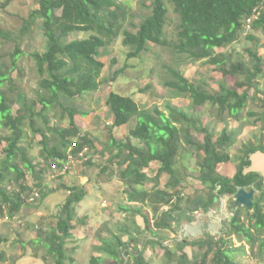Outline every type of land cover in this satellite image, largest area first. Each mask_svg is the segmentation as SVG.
Masks as SVG:
<instances>
[{
	"label": "trees",
	"instance_id": "16d2710c",
	"mask_svg": "<svg viewBox=\"0 0 264 264\" xmlns=\"http://www.w3.org/2000/svg\"><path fill=\"white\" fill-rule=\"evenodd\" d=\"M12 1L14 0H7V4ZM38 3L39 9L24 20L20 34L0 30V39L9 41L13 36L20 39L30 34L34 27L40 25L46 40L44 53L31 54L40 78L36 100L31 104L25 103L23 109L16 114L10 104L11 100L3 90L12 79L9 74L0 72V120L2 126L10 133L3 138L7 144L4 150L5 161L0 165V197L3 200L0 214L8 219H15L27 204H34L30 202L34 193L40 194L38 200L44 199L40 189L46 168L38 171L28 155L27 148L22 146L26 138V121L33 132L42 137L40 157L49 169L62 170L69 162V156L79 157L86 148L89 150L93 147L88 134H83L77 124V117H87L89 113L66 107L60 99L64 97L74 102L84 94L99 90L102 86L99 79L104 69V63L100 59L120 34H123L124 46L130 50L129 59L139 58L147 52V46L153 44L171 48L187 60L203 61L206 65L216 67L224 77L241 80L234 88L223 84L217 94H210L201 86L191 83L180 71L170 68L169 73L173 79L166 83V87L188 96L195 108L211 105L219 110L221 116L238 119L252 98V90L264 103V88L260 89L258 85V81L264 76V60L260 54L251 51L252 64H249L234 62L232 55L216 51L226 49L241 39L245 34L246 21L253 16L255 10L259 16L252 23V29L264 30V0H153L148 7L150 14L141 21L135 33L123 29L127 18V4L119 3V0H38ZM169 8H172L180 21L177 38L173 42L166 35ZM74 34L90 36L68 41L69 36ZM249 39L254 40V37ZM22 54L23 51L17 45L11 55L12 69L17 68ZM119 74L121 71L116 72L112 80ZM39 105L40 109L37 108ZM107 105L114 117L112 128H121L136 120L135 128L130 131L125 141H117L113 137L111 139L113 147L117 150V153L112 155V160H119L120 166L127 164L121 177L129 187L128 202H148L168 208L161 216L153 219V224L141 210H134L135 214L142 216L145 231L150 232L151 236L157 237L158 232H178L183 221L192 222L194 218L187 215L185 206L195 212L203 210L209 213L217 199L232 196L241 188L255 189L258 192L253 206L248 209L252 211L250 224L244 223L243 211L238 210L228 223L227 231L217 241L209 237L191 243L184 240L177 242L175 253L169 254L172 262L187 264L186 249L192 246L205 251L202 253V259L193 264H208V257L214 252V248L216 253L212 259L213 264H237L232 256L241 249L229 247L232 245L233 236L239 242H246L252 250L256 246H259L260 251L264 250V180L251 168V155L264 153V146L246 147L237 173L230 178L220 175L218 171L221 165L232 162L230 150L235 146L236 137L227 129L215 138L208 128L199 127L198 121L182 109L167 104L166 111L155 108L152 113L142 109L131 97H123L114 92L110 93ZM55 107L61 108L68 116L69 126L65 129L47 128L51 134L49 137L37 127V119H41L44 125L48 126V111ZM193 131L203 135L202 144L195 142ZM132 139L140 144H133ZM183 140L195 154L204 155L199 162L198 181L205 191L201 195L198 194L195 203L191 200L187 205H183L184 193L181 192L184 182L175 170ZM74 144L76 146L69 151ZM18 160L35 176L39 189L28 185L26 172L20 169ZM152 163H158L160 167L156 174L150 177L146 170L150 169ZM164 174L170 179L166 187L161 189L160 179ZM10 181L16 183L17 190L8 193L7 189L1 186ZM147 184H152L150 190H140ZM68 192L63 210L64 217L59 218L56 229L48 234L45 241L43 237L46 234L40 230L39 239L34 242L45 247L47 257H54L55 264L73 261L68 259L64 250L65 241L75 229L72 222L76 217V204L82 202L87 195L84 189L78 187L69 188ZM174 223L178 228L174 227ZM121 230L128 236L131 235V242L135 240L128 229ZM129 246V243L118 236H114L112 240L103 239L98 251L109 261L101 257L93 258L92 263L125 264L123 253L130 254ZM132 257L134 264H148L140 250H136Z\"/></svg>",
	"mask_w": 264,
	"mask_h": 264
},
{
	"label": "rangeland",
	"instance_id": "374dc122",
	"mask_svg": "<svg viewBox=\"0 0 264 264\" xmlns=\"http://www.w3.org/2000/svg\"><path fill=\"white\" fill-rule=\"evenodd\" d=\"M123 2L127 4V18L123 29L135 33L141 21L150 14L151 11L148 7L153 0H119V3ZM38 9V0H14L10 4H7V0H0V30L20 34L24 20ZM179 23L178 16L174 14L172 8H169L166 35L171 42L176 41ZM89 36L90 34H74L69 36L68 41L81 40ZM249 37H254V40ZM123 40V34H120L100 59L104 63V69L99 79L102 82L99 90L84 94L74 102L64 97L60 99L66 107L77 108L89 113L87 117H77V124L82 133L88 134L93 143V147L84 157H73L68 162L65 173L62 172L63 170H53L47 167L46 162L40 157L42 137L35 134L26 121L24 127L26 138L22 146L27 148L28 155L37 166L38 171L46 168L40 189L44 199L37 200L34 204H27L13 220L0 214V264H55L54 257H47L45 247L42 244L36 245L34 242L39 239L40 230L46 234L42 235L45 241L48 234L56 229L59 218L64 217L63 210L69 196L68 189L72 187L84 189L87 195L75 207L76 217L72 222L75 229L66 239L64 246L68 259L71 258L73 261L67 260L65 264H93V258L101 257L109 261L105 255L98 251V248L101 245V240H112L114 236L120 237L130 245L128 250L130 254L123 253L125 264H134L132 254H136V250L141 251L148 264H177L170 260L169 254L175 253L176 243L183 240L182 224H178L181 226L178 232H158L157 237H153L150 232L145 231L142 216L135 214L134 210H141L153 224V219L161 216L168 208L158 207L148 202L146 204L128 202L129 187L121 177L127 164L120 166L119 160H112V155L117 153V150L113 147L111 139L113 137L117 141H125L130 131L135 128L136 120L121 128H112L114 117L107 105L111 92L123 97H131L142 109L152 113L155 108L166 111L167 104L182 109L198 121L199 127L208 128L215 138L224 129L235 135L236 143L230 150L232 162L221 165L218 169L220 175L233 177L237 173L246 147L264 146V103L261 102L262 98L257 96L254 90L251 91L252 98L248 102L247 108L237 119L221 116L219 110L211 105L195 108L188 96L166 87V83L173 79L169 73L170 68L180 71L191 83L201 86L210 94H217L223 84L234 88L241 81L240 79L224 77L216 67L206 65L203 61L187 60L185 56L177 54L171 48L153 44H149L147 52L139 58L129 59L130 50L124 46ZM17 45L20 46L23 54L17 62V68L12 69L11 55L15 52ZM45 49L46 40L40 25L34 27L30 34L22 36L20 39H16L15 36L9 41L0 39V72L9 74L12 79V82L6 84L3 90L11 100L10 104L14 114L22 110L25 103L31 104L36 100L40 78L31 54L34 52L44 53ZM216 51L232 55L234 62L252 64L251 51L258 52L264 60V30L252 29L243 34L237 43ZM119 71L121 74L112 80L115 73ZM258 82L259 88H264V76ZM37 108L40 109L41 106L39 105ZM62 111L59 107L50 109L47 114L50 121L48 126H45L41 119H37V127L41 128L49 137L51 134L47 128H67L69 119ZM225 117L227 119L223 120ZM9 134L0 120V141H2L0 144V165L5 161L4 150L7 144L3 138ZM193 135L195 142L202 144L203 135L195 131H193ZM132 143L140 144L135 139H132ZM203 157L204 155L195 154L194 150L190 149L183 140L175 166L177 175L184 182L181 187V192L184 193L183 205H187L191 200L196 201L198 194L201 195L205 191L203 185L198 181L199 162ZM17 164L20 169L26 172L28 185L37 189L38 181L35 180V176L25 169L20 160L17 161ZM159 167L158 163H152L150 169L146 170L147 174L153 177ZM169 179L170 177L166 174L161 177V189L166 187ZM3 186L8 193L17 190L16 183L13 181L6 182L1 187ZM151 188L152 184H147L140 190H150ZM256 195L258 196L257 191ZM229 201L230 196H226L217 204L220 211H224L225 217H222L216 232L212 231L211 234H207L209 232L205 230L204 236L199 239L189 238L187 241L191 243L209 237L217 241L227 231L228 223L233 217L232 213L227 211L226 203ZM2 204L3 200L0 197V206ZM184 208L187 214L195 213L188 206ZM242 211L244 223L250 224L252 211L246 208H242ZM174 227L178 228L176 223H174ZM122 228L128 229L135 240L131 242V235L123 233ZM141 233L142 235H140ZM231 241L230 248L241 249L232 256L237 264H264V250L260 251L259 246L252 250L246 242H239L235 236L231 237ZM203 252L205 251H201L198 247H188L186 249L187 264L200 261ZM215 253L216 248L208 257V264H213L212 259Z\"/></svg>",
	"mask_w": 264,
	"mask_h": 264
},
{
	"label": "water",
	"instance_id": "95a60500",
	"mask_svg": "<svg viewBox=\"0 0 264 264\" xmlns=\"http://www.w3.org/2000/svg\"><path fill=\"white\" fill-rule=\"evenodd\" d=\"M256 190L251 189L247 190L245 188H241L230 197V201L227 203L228 211L234 214L241 210L242 208L250 209L255 200H256ZM217 203V200L215 201ZM205 215L197 218L195 222L187 223L182 229V239L186 242L189 238L199 239L200 237L205 235L206 224L203 221ZM217 228V224L211 223L209 226V231H215Z\"/></svg>",
	"mask_w": 264,
	"mask_h": 264
},
{
	"label": "crops",
	"instance_id": "0c3cea01",
	"mask_svg": "<svg viewBox=\"0 0 264 264\" xmlns=\"http://www.w3.org/2000/svg\"><path fill=\"white\" fill-rule=\"evenodd\" d=\"M251 161H252L251 168L254 169L255 171H257L262 176V178L264 180V153L263 152H257L255 154H252L251 155ZM230 178H232V177H230ZM226 205H227V203H226ZM227 207H228V205H227ZM220 210L221 209H219L218 207H214L209 213H204V212H202V213L199 212L198 213V211H197L195 213H188L187 215L194 218V220L192 222H195L197 220V218L202 217L203 215H205L203 221L206 224V230H208V232H209L207 234H211L210 232H212V231H209L210 224L211 223L217 224V228L215 229V231H213V232H216L217 229H218V224H219L220 219L222 217H225L224 211L223 210L220 211ZM199 211H201V210H199ZM227 211H228V208H227ZM187 223H190V222L183 221L182 222V227L184 228V226Z\"/></svg>",
	"mask_w": 264,
	"mask_h": 264
},
{
	"label": "built area",
	"instance_id": "2783aa9c",
	"mask_svg": "<svg viewBox=\"0 0 264 264\" xmlns=\"http://www.w3.org/2000/svg\"><path fill=\"white\" fill-rule=\"evenodd\" d=\"M259 16V13L257 10H255L254 14L252 17H250L247 21H246V24H245V33H248L252 30V23L258 18ZM76 146V144H74L69 150V151H72L73 148ZM88 149L86 148L82 153H80L79 155V158L81 157H84L87 153H88ZM73 156H69V162L72 160ZM68 164V163H67ZM55 169V166L53 167ZM63 173H65V171L67 170V165L62 169ZM40 197V194L38 192L34 193L31 198H30V202L31 203H35ZM222 221V218L220 219L219 222Z\"/></svg>",
	"mask_w": 264,
	"mask_h": 264
},
{
	"label": "flooded vegetation",
	"instance_id": "af4514ba",
	"mask_svg": "<svg viewBox=\"0 0 264 264\" xmlns=\"http://www.w3.org/2000/svg\"><path fill=\"white\" fill-rule=\"evenodd\" d=\"M230 197H231V196H230ZM223 198H224V197H223ZM219 200L222 201V198H221V199H217V203H215L214 207H217V204H218ZM228 212H229V211H228Z\"/></svg>",
	"mask_w": 264,
	"mask_h": 264
}]
</instances>
